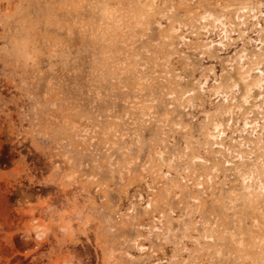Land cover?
Instances as JSON below:
<instances>
[{"label":"clouds","instance_id":"9594fccd","mask_svg":"<svg viewBox=\"0 0 264 264\" xmlns=\"http://www.w3.org/2000/svg\"><path fill=\"white\" fill-rule=\"evenodd\" d=\"M0 264H264V0H0Z\"/></svg>","mask_w":264,"mask_h":264}]
</instances>
